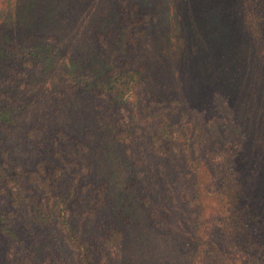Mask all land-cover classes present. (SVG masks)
<instances>
[{"label":"rangeland","instance_id":"obj_1","mask_svg":"<svg viewBox=\"0 0 264 264\" xmlns=\"http://www.w3.org/2000/svg\"><path fill=\"white\" fill-rule=\"evenodd\" d=\"M231 8L229 0H0V54L4 55L0 105L20 109L22 123L41 109L39 125L24 124L18 134L11 128L7 136L11 145L4 147L7 154H0L1 158L17 159L15 164L21 167L27 165L25 158H48L63 169H73L74 174H87L92 170L93 145L113 138L119 144L115 153L121 171L124 168V175L132 174L136 183L133 198L138 208L127 218L139 225L122 242L106 247L102 260L93 254L97 245L87 236L85 225L92 211L97 213L95 206L108 202L100 184L83 189L74 176L63 185L65 212L88 253L83 255L72 244L60 222L63 206L58 201L54 207L51 201L41 214L35 210L39 218L35 225L23 222L19 239L8 243L10 255L16 253L21 264H196L192 222L196 209L184 210L187 193H180L195 182V176L184 168L180 148L164 153L148 150L152 135L147 129L153 126L145 123V117L164 109L167 123L185 131L193 132L195 121L203 124L205 137L188 145L197 162L204 151L216 146L212 136L217 130L223 140L237 133L232 122L240 116L238 106L244 95L253 103L247 102V108L256 109L252 98L261 87L245 82L248 96L245 90L237 94L232 84L215 82L212 69L217 60L213 54L208 58L213 47L228 50L247 44L241 21L232 23ZM231 40L238 46L233 47ZM235 57L251 62L239 50ZM254 67L260 69L257 63ZM223 68L228 80L237 79L231 77L237 71L232 66L227 63ZM127 73L134 74L128 84L132 91L126 90L122 100H117L103 85ZM75 76L77 82L71 83ZM133 113L137 115L132 128ZM253 123L258 127V121ZM259 127L264 132V121ZM253 128H248L249 135ZM128 129L132 130L128 138L114 137L115 132ZM142 134L147 139L138 148ZM235 137L228 143L234 144ZM257 167L264 168V163ZM198 170L204 177L197 174L203 182H196L209 189L224 175L218 164L205 159ZM25 191L23 198L27 195L30 201L37 193L40 203V190L31 186ZM207 205L205 216L210 218L212 204ZM101 215L108 223V213ZM206 223L215 227L211 221ZM211 231V242L219 244V231Z\"/></svg>","mask_w":264,"mask_h":264},{"label":"trees","instance_id":"obj_2","mask_svg":"<svg viewBox=\"0 0 264 264\" xmlns=\"http://www.w3.org/2000/svg\"><path fill=\"white\" fill-rule=\"evenodd\" d=\"M229 2H231V12L234 15L232 23L234 20L241 21L245 37L248 38L247 44L244 47L239 46L237 49L229 48L228 50L222 49L221 46H218L217 49L213 47L209 50L208 58L213 54V59L217 60L216 64L213 63L212 69L216 73L215 82L225 85L232 84L237 94L244 92L245 82L256 83L261 87L252 98L255 101L254 104L257 105L256 109L254 107L247 108V102L253 103L244 95L243 103L238 106L242 121L238 119V117L240 118L238 116L236 122H232L237 133L230 134L226 140H223L222 137H218L217 130L216 135L212 136L213 140L217 142L216 146L204 151L197 162L196 158L191 157L192 153H190L188 145L193 140L198 142L205 137L203 124H196L197 121H195L194 127H192L193 132L185 131L182 127L173 125L172 122L167 123L168 117L163 112L164 109H160L156 111L157 113L145 117V123L153 126V130L147 129L152 136L150 140H147L146 147L148 150H153L154 153L177 151L180 148L184 168L195 176V182L182 189L180 193H187L188 201L185 199V202L188 203L184 205L186 206L184 210L196 209L195 219L192 220L196 231V251L193 257L196 264H264V168L257 167L264 163V139L262 138L264 132L259 127L264 121L262 119L264 117V51L261 49L264 48V0H229ZM231 41L233 47L238 46L233 42L234 40ZM238 50L245 53L251 62L239 58L240 52L239 57H235ZM31 51L32 48H30ZM34 53L38 54V50H35ZM3 57L4 55L0 54V59ZM252 59L255 62H252ZM234 61H236L235 64H233ZM227 63L237 70L231 76L237 79L228 80V73H223L228 72L223 68ZM256 63L260 65L259 70L258 67H254ZM257 71L261 74L257 75ZM133 80V73L114 76L108 82L109 85H103V88L105 91H110L115 99L122 100L126 90L127 92L132 91L131 85L128 84ZM70 82H77V77L75 76V79L73 78ZM245 93L248 96L251 95L248 89L245 90ZM50 105L56 107L55 103ZM40 111L34 115V118H27L28 120L26 119L27 121L24 120L25 122L22 123L20 109H10L5 105L3 107L0 105V154H7L4 147L11 145V142L7 141V136L11 135L12 129L18 134L24 124L27 126L39 125ZM254 112L256 114H253ZM136 115L137 113H133L131 116L130 126L132 128L136 124ZM255 120L258 121V127L253 123ZM253 125L254 128L250 129L251 135H249L248 128ZM131 132V129L122 132V134L115 132L114 137L118 140L128 138ZM233 137L236 138L233 140L234 144H229V139ZM146 139L147 136L140 135L136 146L140 148ZM177 142L181 146L176 145ZM118 146L119 144L113 143V138L103 145L94 144L91 156L89 154L92 170L89 168L87 174L81 175L77 172V174L72 173L73 169H63L56 165L53 159L44 158L34 161L25 158L24 163L27 165L21 167L15 164L17 159L8 161L6 156L2 158L0 156V246H5V249L0 247V264H21L16 253L10 255L7 251L8 243L12 239L13 242L19 239L17 237L19 231H22L25 226L24 221L27 220L28 224L35 225L39 221L35 210L37 212L40 210L41 214V208L47 207L51 201H53L54 207L58 205V201L63 206L64 214L61 215L60 222L63 225V230L69 234L72 244L83 252V255L88 253V250L84 251L83 246L85 249L87 247L80 243L81 241L69 221L68 212H65L67 199L63 195V185L67 184L66 182L74 176L83 183V189L85 186L93 187L95 184H100L108 202V205L103 202L98 203L95 206L97 213L92 211L93 214L89 216L91 218L88 219L87 226L85 225L86 229L84 230L88 231L87 236L91 238L93 244L97 245V249L94 247L93 254L102 260L106 247L122 242L132 229L139 226L127 218L132 215L128 213H132L133 209L138 208L133 198L136 183L131 177L132 174L124 175V168L122 171L120 169L121 163L115 153ZM204 159L218 164V170L223 169L222 180L220 179L212 189L196 182L199 180L203 182V179L197 177V174L201 175L198 168L201 161L204 163ZM201 177L203 178L204 175ZM123 179H127V181L132 179L134 183L131 180L127 183ZM31 186H34V190H40V203L37 193L30 201L27 195L23 198L26 194L25 190ZM119 187L123 190L121 194L118 193ZM73 191L76 192V190ZM178 196L180 197L179 194ZM123 200H128V202H123ZM207 203L212 204L210 218L205 216L206 209L210 207ZM100 212L108 213V223L104 222L102 215L100 217ZM181 213L183 215L184 211ZM122 220H124V226ZM119 221H121V226ZM207 221L215 223V227L207 224ZM142 226L145 227L144 224ZM212 228L219 231V244L213 245L210 240L214 234L211 231ZM2 242L5 245H2Z\"/></svg>","mask_w":264,"mask_h":264}]
</instances>
